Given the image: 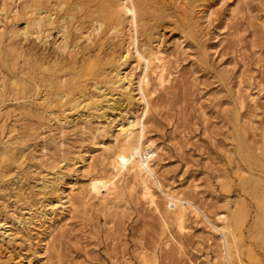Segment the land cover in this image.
I'll return each mask as SVG.
<instances>
[{
    "label": "rangeland",
    "instance_id": "obj_1",
    "mask_svg": "<svg viewBox=\"0 0 264 264\" xmlns=\"http://www.w3.org/2000/svg\"><path fill=\"white\" fill-rule=\"evenodd\" d=\"M33 2L71 55L19 33ZM64 2L0 0V264H264V0ZM129 118L157 184L115 163Z\"/></svg>",
    "mask_w": 264,
    "mask_h": 264
},
{
    "label": "bare ground",
    "instance_id": "obj_2",
    "mask_svg": "<svg viewBox=\"0 0 264 264\" xmlns=\"http://www.w3.org/2000/svg\"><path fill=\"white\" fill-rule=\"evenodd\" d=\"M10 1L11 0H2V4H1L2 10L1 11H3L5 14L9 12L8 10H9ZM64 1L57 0V5H56L57 10H55L56 12L59 13L66 8H67V10H69V7L65 6ZM40 3L39 2L38 3L33 2V3H31V5L28 6V10L26 11V14H25L26 17L24 18L25 19L24 20L25 26L23 27V30L19 33L23 34L24 37H28V36L32 37L33 36L34 39H36V40H38L44 44L51 37L52 30L55 29L53 32H57L59 34V38L57 41H54V43H53L55 46L54 49L56 48V50H58V52L60 54L66 53L68 55H71L73 53V49H75V48H74V45L73 46L70 45L72 47L69 48L70 46L68 45V42H67V38L69 36V31H68V26L66 24V19L70 18L71 14L70 13L67 14L64 12L65 14H63L62 16L59 17V19H60L59 23L60 24L58 25L57 24L58 20L55 19L57 17H55L54 12H51L50 10H47V8L40 6L41 5ZM75 6H77L76 3H75ZM119 7L121 10H124L125 13L130 11L128 8H126L124 3L119 4ZM128 19H129V17H128ZM101 26H102L101 22L95 21L93 19L90 20L88 22V27H87V30L89 28L90 31L88 30L89 32H85V35H82V36H84V39L87 42H89L90 44L92 43L94 45L96 42V39L99 38V35L101 32ZM112 30H115V27L112 28ZM82 36L80 38H82ZM129 38H131V37H129ZM93 45H91V46H93ZM94 47L95 46H93L92 48H94ZM142 71H143V74L140 75V77L138 78V80L136 82V89H137V94L139 95L138 100L143 101L141 104H143L145 106L146 105V103H145V89H144V84H143V77H145V69ZM123 82H129L130 83V78H128L124 74V72H119V70H118V72L117 71L114 72V79L111 81H108V83L111 86L116 85L117 87H118L119 83H123ZM55 93H56V90H55ZM55 95H58L60 98H65V99L68 98L69 101H67V102H69L71 109L77 108L80 103L84 102L85 104L83 106H86V107L90 106L89 108L92 110H95L96 108H98V106L100 105V103L102 101L101 97L105 96V94H100L99 96H88L87 97V96L80 95L78 97H74V96H71L69 93L64 92V91L63 92L58 91V93ZM79 99H81V100H79ZM52 104H53V102L50 101V102H48L47 106L49 107ZM144 111L146 112V110H144ZM135 125H136L137 130L142 129V123L139 120H136V119L134 120V118H129L126 125H120L119 126L117 131H119L118 133L121 136V140H119L120 143L116 146L115 151L113 152V156H115V163L118 166L124 167L129 172L131 169H133V171L135 172L134 174L138 175V177H139V184L142 187H146L147 186L146 182L148 181V180L146 181V178H149L148 177L149 174L153 178L152 181H154V184L155 183L157 184V182H158L156 176L153 174V169L149 166V159H150L151 155L153 154V148H152V143L149 140H143L142 139L141 132H139V133L137 132L136 140L134 143L130 142L129 139L132 136V132L135 130V129L133 130ZM142 132H143V130H142ZM115 136H114V138H115ZM4 153L5 152L3 151V154ZM5 155H6V153H5ZM9 155H12V154H9ZM44 188H46L45 184L42 185L41 189L44 190ZM166 196L173 199L172 203H174L175 205H181V206L185 205V203H184L185 201L180 199L179 197H174L171 195H166ZM257 207L261 211L264 212V194L258 198ZM229 232L231 233L230 229H229ZM3 233H4V231H3ZM228 256L229 255H227V257Z\"/></svg>",
    "mask_w": 264,
    "mask_h": 264
}]
</instances>
